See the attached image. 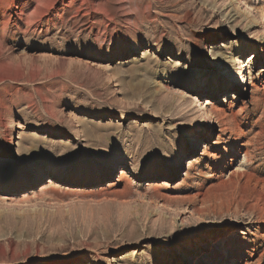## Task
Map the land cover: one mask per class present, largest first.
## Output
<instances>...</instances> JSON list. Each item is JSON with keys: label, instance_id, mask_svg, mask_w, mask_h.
<instances>
[{"label": "rangeland", "instance_id": "1", "mask_svg": "<svg viewBox=\"0 0 264 264\" xmlns=\"http://www.w3.org/2000/svg\"><path fill=\"white\" fill-rule=\"evenodd\" d=\"M232 4L0 0V264H264V0Z\"/></svg>", "mask_w": 264, "mask_h": 264}, {"label": "bare ground", "instance_id": "2", "mask_svg": "<svg viewBox=\"0 0 264 264\" xmlns=\"http://www.w3.org/2000/svg\"><path fill=\"white\" fill-rule=\"evenodd\" d=\"M235 1H237V0H232L233 4H234ZM233 4H232V6H233ZM245 11H246V10H245ZM242 12H243V11H242ZM242 12H241L240 10L236 9V8H233V9L231 10V12L229 13L228 17H227L228 21H236L238 18H240V16L242 15ZM247 12H248V11H247ZM248 49H249V50L252 49V50H255V51L260 50L261 53H264V36H263V38L261 39V43H259V44H255V45H252V46H249V48L245 49V51H247ZM261 53L258 52V53H257L256 55H254V56H255L256 58H258L259 56H261ZM234 63H235V65H234L233 69H235V71H237V72H241V71H242V62H241L240 58L235 57V58H234ZM17 125H18V124L14 121V119H11V120L9 121L7 127H8L10 130H13V129L16 128ZM203 126H206V125L203 124ZM18 127H19V126H18ZM188 137L190 138L191 136H187V138H188ZM122 197H123V196H122Z\"/></svg>", "mask_w": 264, "mask_h": 264}]
</instances>
